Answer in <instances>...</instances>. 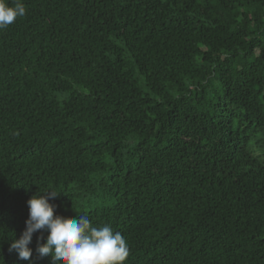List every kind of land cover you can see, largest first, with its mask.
<instances>
[{"label":"trees","instance_id":"obj_1","mask_svg":"<svg viewBox=\"0 0 264 264\" xmlns=\"http://www.w3.org/2000/svg\"><path fill=\"white\" fill-rule=\"evenodd\" d=\"M14 6L17 0H6ZM0 31V264L28 200L126 264H264V0H20Z\"/></svg>","mask_w":264,"mask_h":264},{"label":"clouds","instance_id":"obj_2","mask_svg":"<svg viewBox=\"0 0 264 264\" xmlns=\"http://www.w3.org/2000/svg\"><path fill=\"white\" fill-rule=\"evenodd\" d=\"M26 6L17 0L9 6L0 0V31L24 17ZM33 195L28 200L29 217L19 239L12 238L8 251L15 252L19 260L31 261L34 233L44 230L37 243L39 258L51 257L53 264H126L129 247L124 236L114 231L111 225L94 226L86 215L78 219L56 215V206L50 203L61 193L55 189Z\"/></svg>","mask_w":264,"mask_h":264}]
</instances>
